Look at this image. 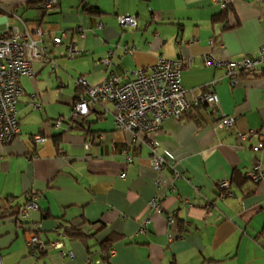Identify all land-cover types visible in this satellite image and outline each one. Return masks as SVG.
<instances>
[{
    "label": "crops",
    "instance_id": "crops-1",
    "mask_svg": "<svg viewBox=\"0 0 264 264\" xmlns=\"http://www.w3.org/2000/svg\"><path fill=\"white\" fill-rule=\"evenodd\" d=\"M42 3L0 0V20L26 8L28 18L25 11L18 16L30 31L45 33L53 57L59 58L71 42L80 55L60 61L55 71L34 63L35 76L22 78L21 132L11 143H0L3 264H97L109 236L115 238L109 264H264V181L246 178L254 164L264 169V65L253 75L241 73L232 84L223 67L202 64L207 54L220 61L257 56L264 47V5L228 0L224 9L218 0H58L48 12ZM227 10L224 21L216 20ZM125 16L135 18L134 27H120ZM80 26L84 38L75 33ZM63 33L61 45H55L54 38ZM124 45L134 46L135 52L125 53ZM111 50L112 70L123 78L149 69L161 55L192 58V66L181 74L191 101L216 82L218 106L194 105L181 119L167 120L156 135L160 154L181 179L175 180L169 167L155 170L146 144L136 148L133 163H126L121 150L133 136L117 129L111 105L69 119L81 93L76 82H104L108 73L100 62ZM33 102L42 109H34ZM60 116L65 122L57 129L53 122ZM226 117L236 118L232 130L216 128ZM251 132V139L238 138ZM37 135L46 141L36 143ZM157 180L163 182L160 188ZM223 180L231 182L229 196L220 188ZM30 193L39 194L31 224L41 226L46 244L35 258L27 246L26 223L6 217ZM159 194L166 195L162 214L149 207ZM147 219L148 231L140 233ZM82 220L98 224L85 239H64L56 230ZM57 241L61 249L52 246Z\"/></svg>",
    "mask_w": 264,
    "mask_h": 264
},
{
    "label": "built area",
    "instance_id": "built-area-1",
    "mask_svg": "<svg viewBox=\"0 0 264 264\" xmlns=\"http://www.w3.org/2000/svg\"><path fill=\"white\" fill-rule=\"evenodd\" d=\"M222 2L224 9L228 8V0H218ZM58 0H43L42 8L48 12L52 11ZM264 5V0H257ZM1 9V5H0ZM10 14V16H8ZM8 15L0 20L3 29L0 31V143L9 144L16 139L20 132V120L18 117V106L23 95L22 78L25 76L34 77V63H41L55 71L61 66L62 61L74 59L80 55L76 44L71 42L66 50L60 54L59 58L53 57L45 43V33L41 29L30 31L22 17L8 12ZM0 18H2L0 16ZM157 20V18H155ZM121 28L135 26L133 16L120 18ZM103 24H99L102 27ZM75 33L81 38L85 37V31L82 26L75 29ZM65 33L61 37L54 38L55 45H61ZM123 50L127 54L135 52L134 46L124 45ZM114 51L109 52L108 57L104 58L100 64L107 70V78L98 85H91L86 79L82 78L76 82L81 93L77 94L70 114V120H77L89 114L94 108L101 104H109L113 109L116 127L120 131L130 132L133 136L132 144L122 148L121 155L125 158L127 164H131L134 158L138 156L136 148L146 144L150 149V164L157 170L162 171L169 167L174 172V179L179 180L183 176L174 167L169 165L159 152V146L156 135L161 130L162 125L167 120H179L188 112L192 106H208L220 104L216 94V82L210 84V91L200 94L194 100H189L187 90L182 86L181 74L191 67L192 58L177 60H168L163 55L149 69H137L131 78L118 76L113 72L112 57ZM61 61V62H60ZM202 64L206 68L223 67L226 76L232 84L237 83V77L241 73L253 75L259 66L264 65V47L260 48L257 56H246L239 61H220L211 54L202 57ZM33 108L42 109V104L33 102ZM236 118L226 117L216 124V128L232 130ZM65 122L63 116L58 117L53 126L60 129ZM254 133L239 134L238 138L244 142L251 139ZM36 143H44L46 138L37 135L34 136ZM89 146V144H88ZM123 177V176H122ZM246 177L253 183L264 181V169L259 163L252 166ZM163 182L157 180L156 186L160 188ZM231 182L223 180L220 188L227 190V196L230 195L228 188ZM165 194L155 196L149 203V207L156 214L163 213V201ZM225 198V193L221 199ZM39 194L30 193L26 202L18 209L10 207L9 217L11 221L22 220L26 223L25 236L27 246L32 258H35L36 252L45 250L46 244L40 237L41 226L31 224V214L38 209ZM212 213V206L208 210V215ZM170 223L174 219L170 217ZM150 219H147L140 227L139 232L148 231ZM62 238H66L64 231L60 232ZM53 247L61 249L63 243L60 241L52 242ZM62 255L65 256L63 252ZM70 258L74 257L73 252L67 254ZM112 255L102 253L100 260L96 263L101 264L102 259ZM0 264H3L0 254Z\"/></svg>",
    "mask_w": 264,
    "mask_h": 264
},
{
    "label": "trees",
    "instance_id": "trees-1",
    "mask_svg": "<svg viewBox=\"0 0 264 264\" xmlns=\"http://www.w3.org/2000/svg\"><path fill=\"white\" fill-rule=\"evenodd\" d=\"M85 9H86V7H85ZM229 12H230V10L225 11L216 20L224 21L226 19L227 15L229 14ZM1 13H3V12L0 9V14ZM72 107H73V105H72ZM11 215H12V213H9L6 217H10ZM96 225H98V224L87 223L85 220H82V221H80L79 225L77 224V225L70 226L67 229H65L64 234L66 237L71 238V239H74V238H78V239L84 238L85 239L86 237L90 236V234H94L93 232H95V226ZM25 226H26V224H25ZM114 242H115V238L113 236H109L106 239V241H104V243L102 245L103 246L102 247V253L110 254V251L113 248ZM37 252H36V254H37ZM110 257H111V255L108 256L107 258H104V260L102 259V263L103 264H109Z\"/></svg>",
    "mask_w": 264,
    "mask_h": 264
},
{
    "label": "rangeland",
    "instance_id": "rangeland-1",
    "mask_svg": "<svg viewBox=\"0 0 264 264\" xmlns=\"http://www.w3.org/2000/svg\"><path fill=\"white\" fill-rule=\"evenodd\" d=\"M23 7H25V6H23ZM19 9V10H18ZM17 11H19V13H17L18 15H21V13H23L24 11V13H23V15H24V18H28V15H27V13L29 12V11H27V9L26 8H23V10H21V8L20 7H18L17 8ZM8 16H10V14L8 15ZM3 29V26H1L0 25V31ZM35 111V110H34ZM38 112V111H37Z\"/></svg>",
    "mask_w": 264,
    "mask_h": 264
}]
</instances>
